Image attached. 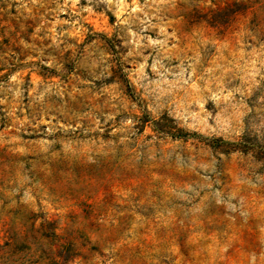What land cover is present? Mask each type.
I'll return each instance as SVG.
<instances>
[{"label": "rangeland", "instance_id": "rangeland-1", "mask_svg": "<svg viewBox=\"0 0 264 264\" xmlns=\"http://www.w3.org/2000/svg\"><path fill=\"white\" fill-rule=\"evenodd\" d=\"M0 264H264V0H0Z\"/></svg>", "mask_w": 264, "mask_h": 264}]
</instances>
